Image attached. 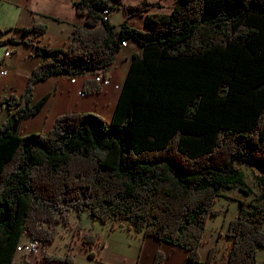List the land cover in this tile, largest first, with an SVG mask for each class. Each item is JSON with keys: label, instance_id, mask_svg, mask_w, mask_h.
Wrapping results in <instances>:
<instances>
[{"label": "trees", "instance_id": "obj_1", "mask_svg": "<svg viewBox=\"0 0 264 264\" xmlns=\"http://www.w3.org/2000/svg\"><path fill=\"white\" fill-rule=\"evenodd\" d=\"M156 6L148 0H77L86 26L73 29L68 48L37 45L43 59L22 95L3 98V106L15 108L0 125V264H27L15 263L25 235L52 242L54 225L68 224L73 210L85 209L103 223L126 222L131 230L184 247L190 263H199L217 198L223 189L245 185L240 162L262 172L261 190L255 201H240L228 224L226 262L214 263L210 253L208 264H258L264 248V119L258 113L264 104L256 98L260 92L250 90L264 79V0H175L169 13H150ZM114 8L144 15V28L126 19L116 29L102 16ZM46 28L37 22L24 28L25 38L33 32L24 42L34 43ZM127 39L141 49L112 120L64 113L51 130L21 134L22 120L47 99L34 104L37 82L64 73L107 76ZM93 83L86 81L83 93L101 90ZM82 238L97 243L92 232ZM46 257L74 261L71 254ZM163 259L159 252L153 264Z\"/></svg>", "mask_w": 264, "mask_h": 264}, {"label": "crops", "instance_id": "obj_2", "mask_svg": "<svg viewBox=\"0 0 264 264\" xmlns=\"http://www.w3.org/2000/svg\"><path fill=\"white\" fill-rule=\"evenodd\" d=\"M76 1L0 0V11L5 8L6 16L12 12L10 18L15 22L8 23L5 17L0 19L2 30L0 40L4 41L2 42L4 48L1 49L0 54V125L9 118L15 108L3 106V98L11 94L20 97L28 84L30 74L43 59L37 55L36 46L68 48L71 44L73 29L78 25L86 26V18L76 11ZM9 5L12 6V10L8 8ZM125 14V19L131 26H134L135 18L139 15ZM141 16L144 18V15ZM109 20L111 21L110 17ZM36 22L47 26L46 33L35 39L34 43L27 44L24 39L32 37L33 32L25 38L23 29L32 27ZM137 28H144V21L143 26ZM126 41L127 45L121 46L115 56V61L109 67L107 72L109 83L105 86L99 84L101 86L99 92L86 94L83 90L86 81H90L94 87V76L100 71H88L83 76H78L75 81L64 73L50 75L45 80L37 82L33 90L34 104L45 97L47 99L36 115L22 120L21 134H35L51 130L57 118L64 113L93 112L108 121L112 120L133 62V55L141 49L138 41L134 39ZM7 51L12 52L10 56H6ZM250 91L251 93L260 92V97L256 98H261L259 101L264 104V79L258 87ZM249 97L252 102V94H249ZM263 112L264 106L258 113L259 117L264 119ZM106 224L109 230L91 231L97 236L95 245L91 246L82 241L76 246L77 250L73 252L75 264L78 256L82 264H153L159 252L164 255L162 264H191L188 259L189 253L184 247L128 229L126 223L122 226L112 222H106ZM47 260L46 253L41 246L40 254L27 259L26 262L28 264H65L60 261L48 262Z\"/></svg>", "mask_w": 264, "mask_h": 264}, {"label": "rangeland", "instance_id": "obj_3", "mask_svg": "<svg viewBox=\"0 0 264 264\" xmlns=\"http://www.w3.org/2000/svg\"><path fill=\"white\" fill-rule=\"evenodd\" d=\"M126 3L136 4L141 0H124ZM149 2H156L159 6L152 8L149 12L155 13L160 12L169 13L172 10L173 2L175 0H148ZM8 8L12 6L9 5ZM5 8L0 11V19L6 18L8 23H15L12 21L11 13L6 16ZM125 11L123 8H114L110 11V19L114 24L115 28L118 29L122 25L125 19ZM144 18L139 15L135 18L134 26H143ZM15 25V24H9ZM10 32V31H9ZM2 48L4 44H0V54L2 53ZM238 166L244 171V181L245 185L243 188L241 185L237 184L233 188L223 189L221 196L217 198V203L214 208L217 214H211L206 221L205 232L203 234V242L201 244L199 255L200 262L194 264H208V257L210 253H213L214 263H224L227 260V254L229 247L231 245L232 239L227 236V228L230 220L236 218L239 213L241 200L245 199L247 201H255L260 193V175L261 171L253 165L247 162H240ZM69 223H57L54 225L53 230L55 233V239L49 243H42V249L46 254L49 255H59L60 257H66L71 254L74 261L69 264H75V258L73 252L76 246L83 241L82 235L88 232L98 231L100 229H107L108 225L103 223L101 220L92 217L89 209H85L81 214L76 210H73L69 214ZM126 223V222H124ZM124 223H118L117 225H123ZM126 227L128 228L127 224ZM129 229V228H128ZM128 232V231H127ZM80 235V237H79ZM134 235V234H133ZM136 235V234H135ZM24 238V237H23ZM27 238L25 237L24 240ZM15 263H21L26 261L28 257L16 253ZM81 258L78 256L76 264H82ZM68 264V263H65ZM258 264H264V248H259L258 252Z\"/></svg>", "mask_w": 264, "mask_h": 264}, {"label": "built area", "instance_id": "obj_4", "mask_svg": "<svg viewBox=\"0 0 264 264\" xmlns=\"http://www.w3.org/2000/svg\"><path fill=\"white\" fill-rule=\"evenodd\" d=\"M102 14L104 19H108L110 15V11L108 9H104L102 11ZM124 45H127V41H124L122 43V46ZM11 53H12L11 51H7L6 56H10ZM76 78L77 77H74L72 80L75 81ZM94 78L97 81V83L102 86H105L109 83L108 76L104 75L101 71L98 74H96ZM25 236L27 239L22 240V242L18 244L16 248V252L28 257V259L38 256L40 254L41 246L43 242L40 239L32 238L29 235H25Z\"/></svg>", "mask_w": 264, "mask_h": 264}]
</instances>
